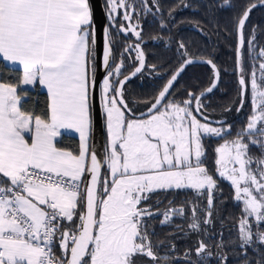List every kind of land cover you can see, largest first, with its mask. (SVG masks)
<instances>
[{"label":"snow or ice","instance_id":"obj_1","mask_svg":"<svg viewBox=\"0 0 264 264\" xmlns=\"http://www.w3.org/2000/svg\"><path fill=\"white\" fill-rule=\"evenodd\" d=\"M258 6L264 0H246L222 30L214 15L176 13L235 10L233 0H103L100 12L97 0H0V62L20 72L15 82L0 79V264H264V25L250 20ZM148 15L163 35L146 40ZM185 24L205 38H234L231 101L212 104L229 70L215 48L193 51L180 36ZM151 41L171 55L150 63ZM196 65L209 68V85L178 97ZM146 73L159 86L138 100L126 85ZM30 90L46 92L42 110ZM247 104L235 131L213 119L217 107L239 116ZM99 125L103 153L91 143ZM73 134L78 147L62 146L58 138ZM222 181L240 208L227 238L214 228L218 218L225 224ZM157 221L173 232L157 239ZM190 236L192 247L178 254L175 240Z\"/></svg>","mask_w":264,"mask_h":264},{"label":"trees","instance_id":"obj_2","mask_svg":"<svg viewBox=\"0 0 264 264\" xmlns=\"http://www.w3.org/2000/svg\"><path fill=\"white\" fill-rule=\"evenodd\" d=\"M165 6H170L175 3V0H163ZM233 2L237 5V9H213L204 7L200 8V11L193 10H181L176 13L177 17L184 18L186 21L189 19L196 20H213V15L215 16V20L220 22V28L222 30L231 29V20L232 16L238 11V7L246 2V0H233ZM201 5H209L211 0H199ZM251 25H264V6H258L257 8L252 10L250 15ZM214 23V21H213ZM249 25V27H251ZM209 29L212 28V25H207ZM150 30L147 34V38L150 35H163L159 28V21L153 20L151 17V25ZM176 29H173L175 32ZM225 32H213V34L205 38L200 35L193 27L187 26L186 24L180 29V36L186 40H190L193 42L195 47L193 51H203L205 45L209 50L215 48L216 52V62L221 66L222 69H228V72H224L222 74V82L223 87L220 92H217L214 96L211 97V102L214 106H217L222 103H227L233 99L235 96V74L231 72V69L235 66V54H234V38L229 36L227 39L224 38ZM166 39V37H165ZM260 44L264 45V34L260 36ZM147 51L149 52V61L150 63H159L163 60L167 59L171 54L166 51L161 45L159 41H151L149 42ZM155 54L154 56L152 54ZM176 65L173 64L174 68ZM256 66L258 68V61L256 62ZM20 72L18 69L9 68L5 66L3 62H0V79L7 80L10 82H15ZM209 68L206 65H196L190 67L187 72L183 75V78L177 84V93L178 97H182L185 88L191 89H199L205 90L209 85ZM157 78L150 74H144L138 78L133 79L128 85H126L128 89V93L130 96L136 99H147L150 98L156 88L159 86L156 82ZM21 88H24L21 86ZM227 95H224V93ZM29 102L36 109V111H40L45 107L46 103V94L40 90H30L29 92ZM142 104V103H141ZM143 105V104H142ZM251 112V105L247 104L245 106V111L242 112L239 116L236 115L227 122L231 123L233 126V130L235 131L239 126L245 123V115ZM224 113V112H223ZM221 109L217 107V110L214 115H220ZM61 141V145L69 148H77L78 141L74 137L62 136L59 138ZM213 147L216 146L217 141H211ZM209 166L214 167L212 165L211 159L209 160ZM220 187L223 189V197L227 199V203H225L221 209V216L225 219L224 227L221 228L220 219H217L214 228L217 231H222L225 238L229 235V227L233 223L234 218L238 217L240 214V208L235 206L232 202L233 200V189L228 182H221ZM191 196V193L187 194ZM185 198L184 193H179L176 197L177 203ZM166 203V198H165ZM176 223H180L179 220ZM155 232L157 239H164L166 234L173 232V228L171 227H161L157 221L155 224ZM234 234V233H233ZM179 235V234H178ZM219 237L214 236L213 239H218ZM195 240V236H190L187 238L176 239L175 243L177 245L178 254H181L185 251L186 248L192 247L193 241ZM163 251V250H162ZM230 264H237L235 258L230 257Z\"/></svg>","mask_w":264,"mask_h":264},{"label":"water","instance_id":"obj_3","mask_svg":"<svg viewBox=\"0 0 264 264\" xmlns=\"http://www.w3.org/2000/svg\"><path fill=\"white\" fill-rule=\"evenodd\" d=\"M102 3L101 0H97V11L100 12V8H99V4ZM94 144L96 150L98 151V153H103V147H104V143H105V137H104V130L102 125L97 126L95 132H94V139L91 142ZM98 158H101L100 156H98Z\"/></svg>","mask_w":264,"mask_h":264},{"label":"rangeland","instance_id":"obj_4","mask_svg":"<svg viewBox=\"0 0 264 264\" xmlns=\"http://www.w3.org/2000/svg\"><path fill=\"white\" fill-rule=\"evenodd\" d=\"M259 74V73H258ZM135 110L138 112L140 111H144L145 110V106L144 105H138L135 107ZM251 111H252V108H251ZM237 114L235 113V111L233 112H224L220 115H214L213 116V119H226L227 121L230 120L231 118H233L234 116H236Z\"/></svg>","mask_w":264,"mask_h":264},{"label":"flooded vegetation","instance_id":"obj_5","mask_svg":"<svg viewBox=\"0 0 264 264\" xmlns=\"http://www.w3.org/2000/svg\"><path fill=\"white\" fill-rule=\"evenodd\" d=\"M103 2V0H101ZM133 23H135V20H133ZM142 24H143V28H144V32H143V35L145 36V38L147 37V34L150 30V25H151V16L148 15L146 16V22L145 21H142ZM132 39H134V37H132ZM135 79V78H133ZM139 105H142V104H139ZM144 105V104H143ZM138 106V105H137ZM145 106V105H144ZM136 107V106H135ZM139 114V112H138ZM104 137H105V133H104Z\"/></svg>","mask_w":264,"mask_h":264},{"label":"crops","instance_id":"obj_6","mask_svg":"<svg viewBox=\"0 0 264 264\" xmlns=\"http://www.w3.org/2000/svg\"><path fill=\"white\" fill-rule=\"evenodd\" d=\"M3 63L5 64V66H7V67H9V68H13L12 66L8 65L6 62H3ZM14 69H18V68H14ZM23 87H26V86H23ZM40 91H42V92H44V93L46 94L45 91H43V90H40ZM68 137H74V138H76L77 141H78V144H79V138H78V135L73 134V135H68ZM59 138H60V137H59ZM59 138H58V139H59Z\"/></svg>","mask_w":264,"mask_h":264}]
</instances>
